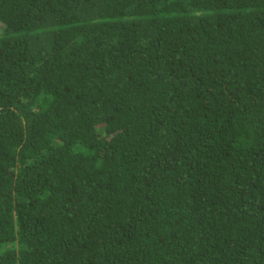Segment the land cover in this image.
Segmentation results:
<instances>
[{"label": "trees", "instance_id": "trees-1", "mask_svg": "<svg viewBox=\"0 0 264 264\" xmlns=\"http://www.w3.org/2000/svg\"><path fill=\"white\" fill-rule=\"evenodd\" d=\"M0 264H264V0H0Z\"/></svg>", "mask_w": 264, "mask_h": 264}]
</instances>
